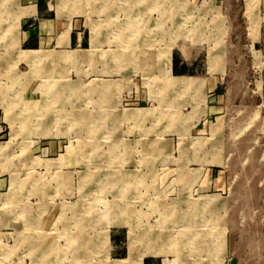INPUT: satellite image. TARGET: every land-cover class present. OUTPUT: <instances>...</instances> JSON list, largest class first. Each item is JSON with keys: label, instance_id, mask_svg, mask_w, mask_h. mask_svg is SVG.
Returning a JSON list of instances; mask_svg holds the SVG:
<instances>
[{"label": "rangeland", "instance_id": "1", "mask_svg": "<svg viewBox=\"0 0 264 264\" xmlns=\"http://www.w3.org/2000/svg\"><path fill=\"white\" fill-rule=\"evenodd\" d=\"M142 263L264 264V0H0V264Z\"/></svg>", "mask_w": 264, "mask_h": 264}, {"label": "crops", "instance_id": "2", "mask_svg": "<svg viewBox=\"0 0 264 264\" xmlns=\"http://www.w3.org/2000/svg\"><path fill=\"white\" fill-rule=\"evenodd\" d=\"M24 44L26 45H32V47H30L29 50H26V52H29V51H40L42 48H43V45H47V46H50L52 48H64V49H72V48H79V49H82V51L86 50L85 48L87 47L88 45V42H82L80 40H78L77 42H75V39L74 41L70 38L67 42H23ZM61 43L60 47L59 44ZM170 62L168 64H166L167 66V70L170 72V75L172 78H183V76H180V77H176L174 76V69H176V65L172 62V57L170 55ZM166 62H167V59H166ZM186 78V77H184ZM142 264H145V263H142Z\"/></svg>", "mask_w": 264, "mask_h": 264}, {"label": "bare ground", "instance_id": "3", "mask_svg": "<svg viewBox=\"0 0 264 264\" xmlns=\"http://www.w3.org/2000/svg\"><path fill=\"white\" fill-rule=\"evenodd\" d=\"M57 96V95H56ZM14 183V182H13Z\"/></svg>", "mask_w": 264, "mask_h": 264}]
</instances>
